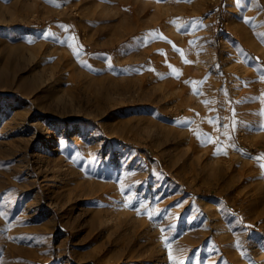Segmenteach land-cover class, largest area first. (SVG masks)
<instances>
[{
	"label": "rangeland",
	"instance_id": "obj_1",
	"mask_svg": "<svg viewBox=\"0 0 264 264\" xmlns=\"http://www.w3.org/2000/svg\"><path fill=\"white\" fill-rule=\"evenodd\" d=\"M263 107L264 0H0V264H264Z\"/></svg>",
	"mask_w": 264,
	"mask_h": 264
},
{
	"label": "bare ground",
	"instance_id": "obj_2",
	"mask_svg": "<svg viewBox=\"0 0 264 264\" xmlns=\"http://www.w3.org/2000/svg\"><path fill=\"white\" fill-rule=\"evenodd\" d=\"M159 22V21H158ZM158 24V23H157ZM138 31V30H137ZM135 34V33H134ZM171 37V36H170ZM130 43V42H129ZM125 47V46H124ZM163 50V49H162ZM134 51V50H133ZM171 51V50H170ZM142 52V51H141ZM167 52H169V51H167ZM140 53V52H139ZM146 53V52H145ZM144 54V53H143ZM152 54V53H151ZM167 54V53H166ZM175 55V54H174ZM168 56V55H167ZM170 56V55H169ZM142 57V56H141ZM123 58V57H122ZM140 58V57H139ZM144 58H146V57H144ZM143 58V59H144ZM164 59V58H163ZM121 60V59H120ZM165 60V59H164ZM112 61V60H111ZM133 63V62H132ZM154 68V67H153ZM160 67H158V69H159ZM155 70V69H154ZM157 70V69H156ZM160 70V69H159ZM173 81H174V79H173ZM177 85V84H176ZM219 85V84H218ZM221 85V84H220ZM176 87V86H175ZM172 88V87H171ZM189 88V87H188ZM177 89H178V87H177ZM180 91V90H179ZM178 91V92H179ZM187 91V90H186ZM183 92H185V91H183ZM180 94H182L181 92H179ZM180 97V96H179ZM258 99H260V98H258ZM249 100H251V99H249ZM253 100V99H252ZM251 100V101H252ZM250 101V104L252 103ZM262 101H263V99H262ZM254 102V101H253ZM258 103V102H257ZM255 105H256V103H254ZM260 104V103H259ZM253 106V105H252ZM257 107V106H256ZM189 108V107H188ZM264 108V107H263ZM187 109V108H186ZM184 110V109H183ZM186 111V110H185ZM189 112V111H188ZM250 112H252V111H250ZM186 113V112H185ZM195 115V114H194ZM251 121V120H250ZM259 121V120H258ZM257 121V122H258ZM156 123V122H155ZM194 123V122H193ZM197 123V122H196ZM259 124H260V122H259ZM200 128V127H199ZM179 130H180V128H179ZM196 130V129H195ZM201 130V129H200ZM179 133H181V132H179ZM201 133V132H200ZM216 133V132H215ZM184 135L186 136V138L188 139V142H189V146H190V153L192 152V153H198V152H201L202 151V149H200V147L205 143V141H206V139H205V137H200L199 138V136H197L196 135V133H195V131L192 129V128H190L188 131H186V132H184ZM185 138V137H184ZM183 139V138H182ZM174 141V140H173ZM184 141H185V139H184ZM187 141V140H186ZM164 143V142H163ZM176 144V143H175ZM179 144V143H178ZM188 145V144H187ZM180 146V145H179ZM191 153V154H192ZM231 155V154H230ZM208 156V155H207ZM206 156V157H207ZM192 157V156H191ZM194 157V156H193ZM260 188V187H259ZM264 188V187H263ZM261 189V188H260ZM259 193V192H258ZM261 194V193H260ZM261 196V195H260ZM260 196H258V197H260ZM263 197V196H262ZM156 239V238H155ZM155 243V242H154ZM190 243V244H189ZM189 243H185L184 244V246L182 247L183 248V250H188V248L191 246V243L192 242H189ZM159 247H162V246H160V245H158V244H154V245H151L147 250H149L148 252H149V255H160L159 256V258L158 259H156V260H158L159 262H161V264H164V261H165V258L163 257V251L159 248ZM174 251H180L181 250V246H177V247H175L174 249H173ZM162 256V257H161ZM177 260V259H176ZM155 261V260H154ZM174 264H179V262L178 261H175V263ZM180 264H184L183 262L182 263H180Z\"/></svg>",
	"mask_w": 264,
	"mask_h": 264
},
{
	"label": "snow or ice",
	"instance_id": "obj_3",
	"mask_svg": "<svg viewBox=\"0 0 264 264\" xmlns=\"http://www.w3.org/2000/svg\"><path fill=\"white\" fill-rule=\"evenodd\" d=\"M177 51H179V49H177ZM77 55H79V52L76 53ZM209 140H211V138L209 137ZM226 154V153H225ZM261 159H264V157H261ZM262 167H264V165H262Z\"/></svg>",
	"mask_w": 264,
	"mask_h": 264
}]
</instances>
